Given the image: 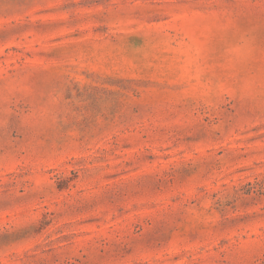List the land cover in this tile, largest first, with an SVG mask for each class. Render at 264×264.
Listing matches in <instances>:
<instances>
[{
  "label": "rangeland",
  "instance_id": "rangeland-1",
  "mask_svg": "<svg viewBox=\"0 0 264 264\" xmlns=\"http://www.w3.org/2000/svg\"><path fill=\"white\" fill-rule=\"evenodd\" d=\"M0 264H264V0H0Z\"/></svg>",
  "mask_w": 264,
  "mask_h": 264
}]
</instances>
